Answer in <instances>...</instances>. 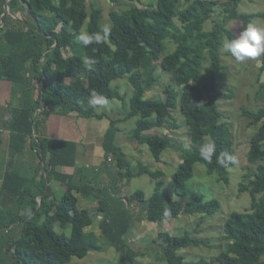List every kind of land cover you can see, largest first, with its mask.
<instances>
[{
	"label": "trees",
	"instance_id": "16d2710c",
	"mask_svg": "<svg viewBox=\"0 0 264 264\" xmlns=\"http://www.w3.org/2000/svg\"><path fill=\"white\" fill-rule=\"evenodd\" d=\"M139 0H110L122 10L110 13L112 32L108 40L87 48L76 42L87 24L88 33L100 30L104 8L88 0H0V44L11 46L9 53L0 52V78L21 86V106L13 109L9 122L11 153L4 177L3 189L21 191L16 207L0 213V226L14 228L11 235L0 238V264H72L74 257L86 258L91 251H104L114 247L123 261L139 264L141 255L128 241L135 220L133 207L143 209L146 220L161 222L181 214H202L201 220L221 210L217 198L206 200L196 197L183 203L164 191L165 171L140 162L137 172L123 148L116 142L118 120L108 113H98L88 107L90 94L95 91L108 99L123 100L119 88L112 82L127 77L133 87L130 111L125 120L138 117L130 138L147 145L156 162L168 149L181 153L182 161L173 174L175 193L183 198L194 177L195 167L202 163L209 174L229 184V169L215 162L208 164L199 156V147L214 142L216 155L224 151L237 158L235 139L220 101L234 98L232 87L220 89L224 69L221 48L225 39L237 34L229 22L242 21V29L256 18H264V11L244 13L239 10L241 0H156V5L141 7ZM186 1V2H185ZM9 4V10L6 4ZM222 7V20H215L211 30L205 23ZM27 12L33 22L17 16ZM175 49L167 52L168 43ZM67 51L70 54L67 55ZM85 58L95 63L88 67ZM264 73V56L260 74ZM162 74H170L172 81L163 89V95L146 97L160 82ZM260 93L264 95V82ZM180 111L189 130L190 146L186 147L171 133H148L155 128H180L176 112ZM75 113L84 119L107 117L110 125L105 133L103 147L105 162L100 168H109L114 159L119 168L116 179L97 185L100 168L78 165V143L42 136L39 126L42 118L52 114ZM250 125L261 126L250 139L249 167L241 184V192L252 196L250 209L233 211L224 225L227 246L212 259L201 257L187 261L179 253L182 248L208 246L202 237L190 231L176 236L160 231L161 249L158 262L142 264H264V107L252 111L243 109ZM29 137L44 165L40 181L22 175L14 167L24 151ZM63 167H74V173H65ZM148 174L156 181L155 191L147 200L146 193L138 189L127 195L119 185L121 178L127 183L135 176ZM59 180L67 186L64 194L56 196L48 183ZM97 202L95 215L88 207H80V198ZM31 209L32 215L26 214ZM165 209L168 215L165 216ZM101 217L100 230L106 239L103 244L95 232L86 228ZM20 227L19 233L15 231ZM119 264V263H109Z\"/></svg>",
	"mask_w": 264,
	"mask_h": 264
},
{
	"label": "rangeland",
	"instance_id": "374dc122",
	"mask_svg": "<svg viewBox=\"0 0 264 264\" xmlns=\"http://www.w3.org/2000/svg\"><path fill=\"white\" fill-rule=\"evenodd\" d=\"M93 1L104 8L102 25H111L109 13L113 8L122 10L121 6L114 5L108 0H88V3ZM137 3L141 7H146L151 4L156 5L157 2L156 0H139ZM222 10V7L216 9L213 17L205 23L206 30H211L213 28L215 20H222L224 18ZM239 10L244 13H258L264 11V0H241L239 3ZM17 17L24 21L33 22L26 11L19 14ZM229 23L230 28L238 35L242 30V21H231ZM252 23L264 26V18H256ZM83 32L88 33L87 24H85ZM225 41H227V38ZM167 42H169V40ZM0 46H2V49L4 48V52L2 53H9L11 50V46L7 43L2 42ZM168 47V53L175 49V45L170 42L168 43ZM68 54H70V51H67V55ZM221 54L224 69L220 80V89L227 91L228 88L232 87L235 92L234 98L220 101V107L224 114L223 120L228 122L231 127L237 152V164L229 169V184L220 182L217 174H209L207 167L199 163L195 167L194 177L188 183L187 195L183 198L177 196L175 193L173 174L182 161L181 153L174 149H168L162 154V161L156 162L147 145L138 144L129 136L130 132L136 126L138 117L125 120L130 111V99L134 92L127 77L119 78L112 82V87L119 88L124 99H108V103L105 107L97 109L98 113H108L112 118L119 121L117 122V126L121 128V131L117 132L116 142L125 151L133 171H138L140 162L148 164L154 169L164 170V191L170 194L174 199L181 200L183 203L196 197H205L206 200L217 198L222 204L219 212L211 216L205 215L207 216L205 220H201V217H203L202 214H181L177 218L165 219L158 223L147 221L143 209L135 205L133 210L137 219L129 233L128 241L129 245L141 254L137 258L139 264L158 262L157 256L160 254L161 249L158 243H153V240L160 242L158 239L160 231H167L176 236L184 235L187 231H190L192 236L205 238L209 242L208 246L188 247L179 250V253L185 255L187 261L198 260L201 257H207L209 259L215 258L219 252L227 246L228 240L225 238L224 225L230 214L233 211L243 212L251 207V193L249 191L241 192L240 187L249 167H256V165H251L249 163L248 153L250 149V139L261 124L250 125V119L244 115L243 109L247 108L255 111L260 107H264V95L260 93L261 83L264 82V73L262 75L260 74L262 56L245 63H238L223 46L221 48ZM171 81L172 77L170 74H162L161 82L153 90L148 91L146 97L162 96L164 86ZM176 117L179 119V129L155 128L148 131V133H171L183 142L184 145L190 146L189 130L185 117L180 111L176 112ZM108 162V169L102 170L100 168L98 171L99 175L96 176L97 185H104L112 179H116L120 175L119 173L126 172V168H119L114 159H109ZM92 168H94V166H92ZM72 170L73 169L70 168L67 169V171ZM121 179L122 181H119V185L122 187L123 194L129 195L138 189H142L145 191L148 200L155 191L156 181L148 174L135 176L130 179L129 183H127V178ZM79 206L88 207L92 214L95 215V209L98 204L97 202L81 197ZM100 220V216L94 219V223L87 227L86 231L95 232L99 236L101 242L107 244L100 230ZM17 230L15 235L19 233V226ZM2 233L7 232L3 230ZM1 237L2 234L0 238ZM109 263L130 264L123 261L122 254L112 246L107 247L104 251H91L86 258L74 257L72 259V264ZM161 264H167V262Z\"/></svg>",
	"mask_w": 264,
	"mask_h": 264
},
{
	"label": "crops",
	"instance_id": "0c3cea01",
	"mask_svg": "<svg viewBox=\"0 0 264 264\" xmlns=\"http://www.w3.org/2000/svg\"><path fill=\"white\" fill-rule=\"evenodd\" d=\"M0 52H4L2 46H0ZM21 88L12 81L0 78V213L12 211L16 207L18 198L22 195L21 191L3 189L4 177L11 153L9 122L13 116L12 110L21 106ZM42 119L44 120L39 126V132L42 136L72 140L78 143L79 166L100 168L104 165L106 154L103 143L110 123L107 117L89 120L79 118L75 113H71L69 115L52 114L50 117ZM42 165H44V162L41 161L37 149L33 147L32 138L29 137L28 144L18 156L14 167L22 175L28 178H36V181L39 182L42 176V169H40ZM68 168L73 170L67 171ZM62 171L74 173L75 168L63 167ZM50 186L55 195L59 197L67 189V186L59 180L49 182L48 187ZM13 229L5 234L11 235Z\"/></svg>",
	"mask_w": 264,
	"mask_h": 264
},
{
	"label": "clouds",
	"instance_id": "9594fccd",
	"mask_svg": "<svg viewBox=\"0 0 264 264\" xmlns=\"http://www.w3.org/2000/svg\"><path fill=\"white\" fill-rule=\"evenodd\" d=\"M112 32L110 24H104L100 30L94 33L80 32L76 37V42L87 48L89 45H100L108 40ZM223 48L231 54L238 63H245L264 56V26L256 23H248L234 38L227 40L223 44ZM84 64L91 67L95 61L91 58H85ZM108 101L105 97L93 91L87 101L88 107L92 109L102 108L107 105ZM188 147V145H186ZM199 156L208 164L215 162L217 165L227 168L229 165L236 163V156L228 151H224L216 155V145L214 142H205L199 147ZM29 218L32 215L31 209L26 213ZM164 215H168L165 209Z\"/></svg>",
	"mask_w": 264,
	"mask_h": 264
},
{
	"label": "built area",
	"instance_id": "2783aa9c",
	"mask_svg": "<svg viewBox=\"0 0 264 264\" xmlns=\"http://www.w3.org/2000/svg\"><path fill=\"white\" fill-rule=\"evenodd\" d=\"M3 230H4L5 232H9V231L11 230V228H10V227L2 228V227L0 226V236H1L2 232H3Z\"/></svg>",
	"mask_w": 264,
	"mask_h": 264
},
{
	"label": "water",
	"instance_id": "95a60500",
	"mask_svg": "<svg viewBox=\"0 0 264 264\" xmlns=\"http://www.w3.org/2000/svg\"><path fill=\"white\" fill-rule=\"evenodd\" d=\"M6 9L9 10V4L8 3L6 4Z\"/></svg>",
	"mask_w": 264,
	"mask_h": 264
}]
</instances>
